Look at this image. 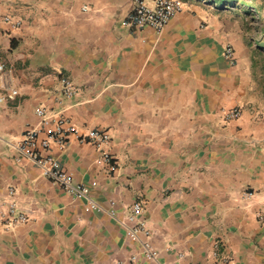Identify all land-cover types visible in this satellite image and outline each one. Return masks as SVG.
<instances>
[{
  "label": "crops",
  "instance_id": "0c3cea01",
  "mask_svg": "<svg viewBox=\"0 0 264 264\" xmlns=\"http://www.w3.org/2000/svg\"><path fill=\"white\" fill-rule=\"evenodd\" d=\"M180 1L159 32L129 25L132 0H0V58L20 92L0 113V210L14 200L29 218L0 221V264H264V0ZM38 109L109 133L115 171L75 136L47 152L101 211L20 157ZM136 202L155 261L120 222Z\"/></svg>",
  "mask_w": 264,
  "mask_h": 264
},
{
  "label": "built area",
  "instance_id": "2783aa9c",
  "mask_svg": "<svg viewBox=\"0 0 264 264\" xmlns=\"http://www.w3.org/2000/svg\"><path fill=\"white\" fill-rule=\"evenodd\" d=\"M183 8L184 4L180 0H132L128 23L136 29L150 27L161 32ZM3 20L13 28H19L22 25L20 21L13 20L10 17H4ZM225 57L232 61L234 59V48L231 44H227L225 47ZM9 73H11V70L3 59L0 58V113L6 104L17 100L20 94L16 87L8 83L6 84L5 75ZM63 93L68 98L74 97L76 93L73 84L68 80L63 81ZM37 115L41 120L40 128L28 129L16 144L20 157L37 166L44 177L53 180L73 199L83 200L90 209L101 211L102 208L92 197V187L75 183L73 175L62 162L47 154V152L52 145L57 146L63 152L69 137L75 136L79 143H90L93 145L101 153L102 162L108 165L111 171H115L116 165L113 162V157L107 150V146L111 142L109 133L93 129L83 134L69 119L53 116L48 114L44 109H38ZM240 116L241 112L238 110L229 111L225 115L229 121L237 120ZM42 132H45L46 138L39 140V135ZM14 195V189H10L9 196L11 199ZM253 196L254 193L252 191L244 193L245 198ZM109 214L111 217L117 218V213L114 209H111ZM142 215L143 207L141 203L136 202L131 206L128 215L120 220V222L124 226L128 237L132 241L141 244L142 255L147 260L155 261L159 257V252L153 246V234L142 219ZM0 221L6 222L10 226L25 224L29 222V218L27 212L20 209L14 200H7L0 210ZM133 259L136 260V257Z\"/></svg>",
  "mask_w": 264,
  "mask_h": 264
},
{
  "label": "rangeland",
  "instance_id": "374dc122",
  "mask_svg": "<svg viewBox=\"0 0 264 264\" xmlns=\"http://www.w3.org/2000/svg\"><path fill=\"white\" fill-rule=\"evenodd\" d=\"M216 5L215 7L217 8H222L224 6V2L222 0H216ZM256 14H261L259 11H256ZM253 24L257 23V22H251Z\"/></svg>",
  "mask_w": 264,
  "mask_h": 264
},
{
  "label": "trees",
  "instance_id": "16d2710c",
  "mask_svg": "<svg viewBox=\"0 0 264 264\" xmlns=\"http://www.w3.org/2000/svg\"><path fill=\"white\" fill-rule=\"evenodd\" d=\"M257 23H262V22H257Z\"/></svg>",
  "mask_w": 264,
  "mask_h": 264
}]
</instances>
